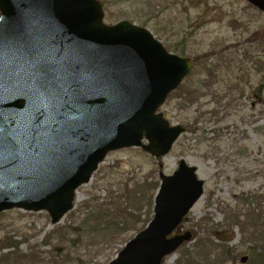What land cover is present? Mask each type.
I'll use <instances>...</instances> for the list:
<instances>
[{
    "label": "rangeland",
    "instance_id": "rangeland-1",
    "mask_svg": "<svg viewBox=\"0 0 264 264\" xmlns=\"http://www.w3.org/2000/svg\"><path fill=\"white\" fill-rule=\"evenodd\" d=\"M98 1L104 24L142 27L167 52L194 61L160 107L185 132L159 160L138 148L108 153L57 224L46 212H1L0 259H17L1 264H108L151 220L158 175H171L180 160L196 168L203 195L176 232H190V241L162 264H250L264 254V64L255 66L264 45L253 40L263 36L264 14L242 0ZM210 50L230 56L214 57L223 63L218 76L203 71Z\"/></svg>",
    "mask_w": 264,
    "mask_h": 264
},
{
    "label": "water",
    "instance_id": "water-1",
    "mask_svg": "<svg viewBox=\"0 0 264 264\" xmlns=\"http://www.w3.org/2000/svg\"><path fill=\"white\" fill-rule=\"evenodd\" d=\"M244 1L264 13V0ZM102 18L95 0H0V212L45 211L55 224L108 152L160 158L184 131L156 112L192 62ZM159 178L152 220L109 264H160L190 240L169 236L203 182L183 160Z\"/></svg>",
    "mask_w": 264,
    "mask_h": 264
},
{
    "label": "trees",
    "instance_id": "trees-1",
    "mask_svg": "<svg viewBox=\"0 0 264 264\" xmlns=\"http://www.w3.org/2000/svg\"><path fill=\"white\" fill-rule=\"evenodd\" d=\"M142 2H146V3H151V0H142ZM254 36V35H253ZM253 40H254V44H255V47L257 48V47H259L260 45H264V33H263V36H254L253 37ZM221 53H225V51H222V50H220V51H217L216 53H211V50L206 54V55H204L205 57V61L207 62V64H206V62L204 63V66H203V71H204V74L206 75V76H212V74L211 73H213L214 75H216V76H218V73L219 72H221L224 68H223V63L222 62H220V63H218L217 62V60H215L216 58H214V57H216V55L218 54V55H221ZM225 55V58H230V56L227 54V52L224 54ZM243 56L245 57L246 55L245 54H243ZM246 58V57H245ZM246 60H247V58H246ZM208 61H210V63L208 62ZM213 61H215L214 63H213ZM243 62H245L244 60H242ZM241 61V62H242ZM264 59L263 60H257L256 61V63H255V66L257 67V64L258 63H262V64H264ZM226 62H227V64H228V68H229V66H230V64H232L231 62H232V60H230V59H228V60H226ZM211 63H212V65H211ZM248 62H246V64H247ZM245 69V68H244ZM247 69V68H246ZM259 69V68H258ZM247 71V70H246ZM204 78H205V76H201L198 80H199V83L200 82H202V80H204ZM199 88H201V84H199V86H196V87H190V89L192 90V91H188V96L189 95H196V94H198V89ZM9 240H11L10 238H7V237H4L3 238V242H7V241H9ZM9 248V247H8ZM15 253L14 254H9V255H5V256H3V258L2 259H4V260H10V261H13L14 263H16L15 261H17V259H15L14 257H15ZM12 256V257H11ZM11 257V259H9ZM4 260H1L0 259V264L4 261ZM6 264H8V263H6ZM250 264H264V254L262 255V256H260V255H258V256H254L253 257V260H251L250 261Z\"/></svg>",
    "mask_w": 264,
    "mask_h": 264
}]
</instances>
